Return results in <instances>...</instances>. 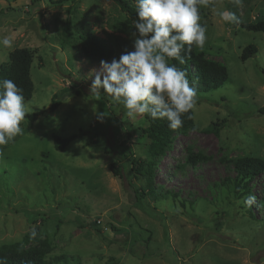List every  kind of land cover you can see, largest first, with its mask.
Here are the masks:
<instances>
[{
	"label": "rangeland",
	"instance_id": "obj_1",
	"mask_svg": "<svg viewBox=\"0 0 264 264\" xmlns=\"http://www.w3.org/2000/svg\"><path fill=\"white\" fill-rule=\"evenodd\" d=\"M55 1L0 0V37L13 40L11 48L0 47V63L16 48L33 53V91L25 103L28 113L43 110L0 145V245L41 247L47 259L69 256L68 264H264V176L251 184L255 217L225 185L233 176L228 161L264 159V115L258 113L264 105V34L223 22L217 13L229 10V0L200 6L207 39L195 51L224 64L228 78L196 95L192 127L174 134L160 157L155 184L162 196L136 201L126 182L141 179L119 157H147L144 136L124 142L128 131L145 126L144 115L133 119L103 90L90 93L89 72L100 60L78 50L79 36L92 33L112 49L108 61L119 58L125 47L131 50L132 19L113 0ZM237 10L241 21L264 20V0L243 1ZM248 44L257 52L241 61ZM53 99L60 103L50 111ZM72 135L55 148L54 136ZM189 153L207 160L193 165L186 161ZM113 162L122 179L113 177Z\"/></svg>",
	"mask_w": 264,
	"mask_h": 264
},
{
	"label": "clouds",
	"instance_id": "obj_2",
	"mask_svg": "<svg viewBox=\"0 0 264 264\" xmlns=\"http://www.w3.org/2000/svg\"><path fill=\"white\" fill-rule=\"evenodd\" d=\"M233 2L240 7L243 0ZM209 3L210 0H135L131 50L125 47L119 58L100 60L99 67L89 72L94 77L90 93L99 96L103 90L133 119L147 115L152 120H167L170 129L182 127V115L193 108L196 91L186 71L169 60L184 64L193 46H204L207 28L201 23L199 6ZM217 15L225 23H239L232 11H219ZM12 45L9 36L0 37V47ZM27 115L23 89L12 79H0V145H7L22 133L21 122ZM241 203L251 207L257 197L249 194ZM36 235L33 227L31 236Z\"/></svg>",
	"mask_w": 264,
	"mask_h": 264
},
{
	"label": "trees",
	"instance_id": "obj_3",
	"mask_svg": "<svg viewBox=\"0 0 264 264\" xmlns=\"http://www.w3.org/2000/svg\"><path fill=\"white\" fill-rule=\"evenodd\" d=\"M63 1L65 0H56L53 3H62ZM113 1L118 8L122 12H126L132 20L136 18L135 0ZM214 1L216 0H210V2ZM228 9L236 13L239 17L237 6L234 4L233 0H229ZM65 23L63 32L68 33V18ZM238 25L248 30L260 31L264 34V20L248 23L241 21L239 18ZM79 37L82 41L78 49L79 53L88 60H107L112 56V49L109 48L108 43L104 41V39L92 33L80 35ZM256 52V47L253 44H248L242 49L240 60L245 61L247 58L255 55ZM32 60L33 53L29 49L22 47L12 50L8 55V61L0 63V79L7 78L14 80L23 89L25 101L31 98L33 91V83L30 78ZM169 63H174L178 68L186 71L190 85L195 88L196 95L220 87L228 78L227 69L224 64L216 60L207 59L203 52H196L194 46L191 52L185 56L184 64H180L179 61L176 60H169ZM59 103V99H53L49 106V110H55ZM41 112H43V110L28 113L25 119L34 120ZM258 113L264 115V105L258 109ZM143 118L145 126L128 131L124 142L128 143L133 136L139 138L144 136L148 139L146 149L147 157L144 159L134 158L126 153H122L121 157H119L120 160L124 158L128 159L129 174L136 177V179H141V183L138 185L133 183L131 179H128L126 182L127 186L132 189L134 200L136 201L140 199H157V194L160 192L161 186H158L160 189L156 188L155 179L159 169L160 157L163 156L166 150L171 148L174 134L184 133L192 127L193 111L191 109L189 112L182 115L183 125L176 130L170 129L165 119L152 120L147 115H144ZM74 137L75 135L67 138L54 136L55 148L61 150ZM199 160H207V157L201 153H189L186 159L188 163H193V165ZM228 162L231 164L233 176L232 178H226L225 185L229 186V189L235 197L242 201L244 197L252 193L251 184L254 179L261 175L264 176V159L258 156L244 155ZM109 169L114 178L122 179L123 174L119 164L116 165V162H113L110 164ZM261 191V206L264 208V185ZM168 193L169 192L166 191V194ZM158 195L162 196V193L160 192ZM172 198L176 199L177 194L173 193ZM242 205L250 216L255 217L252 206L248 207L243 203ZM99 222L100 221H98V223ZM24 239L27 241L29 239V234H26ZM70 259L71 258L66 255H57L53 256L51 259H47L45 250L41 247L33 246L23 248L15 244L0 245V264H68Z\"/></svg>",
	"mask_w": 264,
	"mask_h": 264
},
{
	"label": "built area",
	"instance_id": "obj_4",
	"mask_svg": "<svg viewBox=\"0 0 264 264\" xmlns=\"http://www.w3.org/2000/svg\"><path fill=\"white\" fill-rule=\"evenodd\" d=\"M100 221V220H97V222Z\"/></svg>",
	"mask_w": 264,
	"mask_h": 264
}]
</instances>
